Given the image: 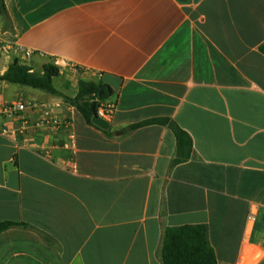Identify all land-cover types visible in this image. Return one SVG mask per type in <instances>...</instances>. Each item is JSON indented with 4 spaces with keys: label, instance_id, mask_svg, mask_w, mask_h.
Here are the masks:
<instances>
[{
    "label": "crops",
    "instance_id": "1",
    "mask_svg": "<svg viewBox=\"0 0 264 264\" xmlns=\"http://www.w3.org/2000/svg\"><path fill=\"white\" fill-rule=\"evenodd\" d=\"M3 2L0 76L54 62L63 96L80 80L113 96L88 124L61 96L0 81V104L29 122L0 134V224H15L0 264H161L164 231L184 225L207 227L217 264H264V0ZM45 110L67 127L38 125ZM149 119L189 134L187 162L171 166L167 126L128 129Z\"/></svg>",
    "mask_w": 264,
    "mask_h": 264
},
{
    "label": "trees",
    "instance_id": "2",
    "mask_svg": "<svg viewBox=\"0 0 264 264\" xmlns=\"http://www.w3.org/2000/svg\"><path fill=\"white\" fill-rule=\"evenodd\" d=\"M4 11V2L0 0V13ZM58 76L59 68L54 62L45 64L42 67V73L39 74L32 71L30 66L14 61L0 76V81L61 96L76 108L88 124L93 117L98 116L97 111L106 105V100L113 96L112 89L102 82L80 80L75 97H65L53 87V80ZM151 124L167 126L175 137L176 154L171 162L172 167L185 163L191 158V137L170 119H149L133 124L128 129L134 130ZM13 225L15 224H0V233ZM161 264H217L215 252L209 243L207 227L184 225L167 228L163 236Z\"/></svg>",
    "mask_w": 264,
    "mask_h": 264
},
{
    "label": "built area",
    "instance_id": "3",
    "mask_svg": "<svg viewBox=\"0 0 264 264\" xmlns=\"http://www.w3.org/2000/svg\"><path fill=\"white\" fill-rule=\"evenodd\" d=\"M29 54V53H28ZM37 105L33 104L31 107H36ZM26 109V105L21 102H4L0 104V116L1 115H8V116H20V123L21 128L20 130L15 129H8V128H1L0 127V134L15 137L17 134L24 128L29 126V122L23 116V112ZM112 111V107L109 105H103L97 111L99 117H110ZM38 125L46 127V128H53V129H60L62 127H67V125L59 121L57 118L50 115L48 110L44 111V116L39 121Z\"/></svg>",
    "mask_w": 264,
    "mask_h": 264
},
{
    "label": "rangeland",
    "instance_id": "4",
    "mask_svg": "<svg viewBox=\"0 0 264 264\" xmlns=\"http://www.w3.org/2000/svg\"><path fill=\"white\" fill-rule=\"evenodd\" d=\"M54 86H58V80L57 81H54Z\"/></svg>",
    "mask_w": 264,
    "mask_h": 264
}]
</instances>
